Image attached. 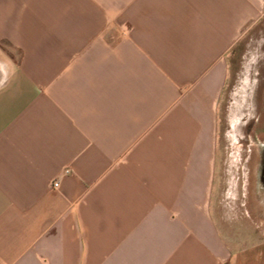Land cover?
Here are the masks:
<instances>
[{"label": "crops", "instance_id": "1", "mask_svg": "<svg viewBox=\"0 0 264 264\" xmlns=\"http://www.w3.org/2000/svg\"><path fill=\"white\" fill-rule=\"evenodd\" d=\"M260 36L264 0H0V264H264V157L226 204L219 146Z\"/></svg>", "mask_w": 264, "mask_h": 264}, {"label": "rangeland", "instance_id": "2", "mask_svg": "<svg viewBox=\"0 0 264 264\" xmlns=\"http://www.w3.org/2000/svg\"><path fill=\"white\" fill-rule=\"evenodd\" d=\"M259 39L257 41L260 42ZM255 40H250L247 47L239 45L230 55L231 76L220 107L221 181L223 189L226 188L229 193L225 194L223 200L232 205L243 201L241 193L246 187L247 177L259 169L258 157H264V66H248L251 50L257 44ZM256 72L259 73L258 76ZM248 73L252 76V81L254 78L259 81L244 87ZM233 229L238 230L236 227ZM241 235L233 232L234 237Z\"/></svg>", "mask_w": 264, "mask_h": 264}, {"label": "built area", "instance_id": "3", "mask_svg": "<svg viewBox=\"0 0 264 264\" xmlns=\"http://www.w3.org/2000/svg\"><path fill=\"white\" fill-rule=\"evenodd\" d=\"M58 186H59V183H55V184H54V187H58Z\"/></svg>", "mask_w": 264, "mask_h": 264}, {"label": "flooded vegetation", "instance_id": "4", "mask_svg": "<svg viewBox=\"0 0 264 264\" xmlns=\"http://www.w3.org/2000/svg\"><path fill=\"white\" fill-rule=\"evenodd\" d=\"M262 172H263V174H264V162H263V168H262ZM264 177V176H263Z\"/></svg>", "mask_w": 264, "mask_h": 264}]
</instances>
